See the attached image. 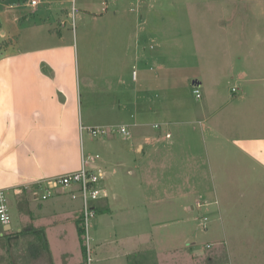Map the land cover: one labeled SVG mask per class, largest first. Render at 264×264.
Segmentation results:
<instances>
[{"label":"rangeland","instance_id":"374dc122","mask_svg":"<svg viewBox=\"0 0 264 264\" xmlns=\"http://www.w3.org/2000/svg\"><path fill=\"white\" fill-rule=\"evenodd\" d=\"M31 1L0 0V48L19 57V51L25 54L57 45L73 47L72 54L65 51V60L77 85L74 94L82 98L87 124L96 122L89 107L94 102L99 104L101 96L95 98V93L104 86H89L84 74L91 66L110 59L134 61L138 34L144 37L150 29L181 31L193 36L194 43L192 40L179 44L174 50L178 63L193 65L189 75L184 65L186 71L178 81L179 104L195 108L200 103H212L206 115L212 116L209 122L200 113L197 123L187 129L186 136L189 134V139H194L193 158L187 152L188 143L182 138L178 141L177 151L181 155L174 161L180 173L175 179L176 195L188 196L187 208L170 206L160 210L161 215L153 211L145 219L149 212L142 210L140 219L138 216L124 220L118 206L111 203L113 194L108 187L113 183L109 176L100 183L109 194V199L99 200L105 210L90 218L88 239L86 233L83 235L87 258L84 259L80 241H74L72 244L81 258L75 257V261L80 260L81 264H264V253H260L261 247L255 243L263 232L257 221L260 214L248 209L255 199H264V167L256 165L255 157L236 148L233 141H226V136L235 135L264 137V0H76L78 12L73 16L71 2L41 0L33 7ZM199 73L204 76L203 90L207 95L203 102L196 101L192 95L196 80L193 76ZM242 77L245 79L240 84ZM219 83L225 90L233 86L243 88L231 96L238 103L245 96L247 106L250 105L243 112L245 115L239 113L240 107L233 102L218 112L230 97L227 91L222 96L213 91L215 85L220 88ZM242 116L248 124L245 129L238 126ZM82 136L83 155L89 168L92 157L98 166L103 158L114 161L123 154L129 163L136 164L144 156L131 146L130 137L118 133L95 139L83 131ZM109 138H114L117 144L113 152L101 148V142ZM106 169H103L105 176ZM10 214L14 216L12 205ZM227 234L232 239L225 237ZM174 249L177 251H170Z\"/></svg>","mask_w":264,"mask_h":264},{"label":"crops","instance_id":"0c3cea01","mask_svg":"<svg viewBox=\"0 0 264 264\" xmlns=\"http://www.w3.org/2000/svg\"><path fill=\"white\" fill-rule=\"evenodd\" d=\"M64 1L70 3V0ZM75 12H78L77 8ZM58 33L61 35V32ZM184 34L173 30H147L144 37L138 34L134 61L113 62L110 59L88 69L84 76L90 82L89 86H104L95 93V98L99 94L101 96L99 104L94 102L88 111L95 118V124L86 123L82 98L74 94V78L65 60V51L72 54L73 47L57 45L25 54L19 51V57L0 51V191L5 192L14 209L12 223L0 226V264H81L80 260L75 261V257H80L72 244L80 241L83 251L77 231L82 215L81 200H73L68 191L48 181L81 168L84 157L82 126H126L131 135V146L144 154L136 164L131 161L130 164L122 154L117 160L103 158L98 166H95L96 161L91 165V169L107 168V176L103 180L110 176L113 183L108 187L113 194L111 203L113 201L112 205L118 206L117 211L122 213L124 220L131 221L138 216L140 219L143 211L149 212L148 216L145 214V219L153 211H159L156 215H161L160 210L170 206L187 208L189 204L188 200L185 203V199L188 196L176 195L178 186L175 179L180 173L174 161L179 160L181 155L177 151L178 141L183 139L188 143L190 151L187 152L193 158L194 139H189V134L186 136L187 129L197 123L196 117L200 113L205 114L209 122L212 116L206 115L212 103H200L195 108L179 104L178 81L186 71L184 65H187L188 75L193 66L190 62L178 63L175 58L174 50L179 44L192 40L194 43L193 36ZM177 40L180 43L177 44ZM134 72L136 76H133ZM193 77L196 80L192 95L194 87H198L202 99L194 97L196 101L203 102L207 96L206 90H203L204 76L199 73ZM244 79L240 78L239 83ZM77 80L81 81L80 73ZM219 86L216 88L215 85L213 91L219 96L227 91L230 101L228 98L218 112L224 107L227 109L233 102L240 107L239 113L245 115L243 112L250 106H247L245 96H241L239 103L231 96L243 88L233 86L231 90H225L222 83ZM76 88L77 85L75 91ZM234 88L238 89L233 92ZM100 116L102 119H99ZM238 122L240 128L248 126L244 116ZM258 137L226 136V141H233L236 148L255 157V164L262 169L264 137ZM116 145L114 138L101 142V148H106V152L115 151ZM49 186H53L54 195L44 200L43 194ZM187 192L190 194V191ZM106 198L109 199V194ZM100 201L95 205L97 214L105 210ZM248 209L261 215L257 221L262 225L263 232L255 243L261 247L260 253H264V199H255ZM34 230L44 231L52 262L44 255L38 258L30 255L29 243L36 241L30 233ZM24 231L30 234L21 236ZM225 237L232 239L228 234ZM217 240L216 244H219ZM83 256L85 259L84 251Z\"/></svg>","mask_w":264,"mask_h":264},{"label":"built area","instance_id":"2783aa9c","mask_svg":"<svg viewBox=\"0 0 264 264\" xmlns=\"http://www.w3.org/2000/svg\"><path fill=\"white\" fill-rule=\"evenodd\" d=\"M56 1V0H52ZM76 0H70L73 4V15L76 10L75 6ZM42 1L41 0H32L30 4L33 7H37ZM133 76H136V72H134ZM236 91V88L233 89V92ZM193 95H195L197 100L202 99L201 91L198 87H194ZM81 131H88L91 136L95 139L101 136H108L112 134H121L128 137H131L130 132L128 131L126 126L119 125L116 127H106V126H97L96 127H81ZM96 159H92V162L95 163ZM105 178V174L101 168L91 169L87 166V160L85 156L83 157L82 166L79 171L61 176L58 179H52L48 182L50 184L54 183L61 187L63 190L68 191L73 200H81L82 207V226L86 232V239H88V230H89V220L91 217L97 214L96 212V204L99 202L101 198L108 197V193L100 187L101 180ZM53 186L47 187L45 193L43 194V199L47 200L51 198L54 194L52 192ZM208 221L205 218L204 223L206 224ZM12 223V215L10 214V204L8 196L4 191H0V226H8Z\"/></svg>","mask_w":264,"mask_h":264},{"label":"trees","instance_id":"16d2710c","mask_svg":"<svg viewBox=\"0 0 264 264\" xmlns=\"http://www.w3.org/2000/svg\"><path fill=\"white\" fill-rule=\"evenodd\" d=\"M2 50V48H0V51ZM82 222H83V218L82 215L80 217V219L78 220L77 223V231L79 232V236L81 238V242H82V249L85 252V257L87 258V251H86V247L84 245V240H83V235L86 233L83 226H82ZM32 235L35 236L36 241L35 242H30L29 243V252L31 253L30 255L34 258H38V257H43L46 256L51 262V253L49 252L48 249V242H47V238L46 235L44 233V231L42 230H34L33 232H30ZM28 233V231H24L22 233L21 236L24 237V235H28L30 234Z\"/></svg>","mask_w":264,"mask_h":264}]
</instances>
